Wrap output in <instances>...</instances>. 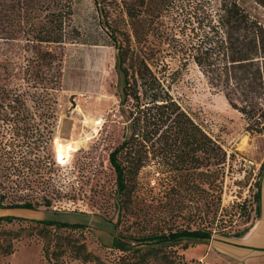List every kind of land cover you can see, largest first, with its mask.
Segmentation results:
<instances>
[{
  "label": "trees",
  "instance_id": "16d2710c",
  "mask_svg": "<svg viewBox=\"0 0 264 264\" xmlns=\"http://www.w3.org/2000/svg\"><path fill=\"white\" fill-rule=\"evenodd\" d=\"M92 2L94 14L87 30L74 25L73 0L3 4L0 39L20 44L0 52V160L18 157L20 165L28 167L25 147L33 139L26 120L28 109L43 115L57 109L67 43L107 44L115 50L116 96L124 127L108 162L115 173L119 211L126 206L141 169L149 164H155L158 176L178 183L222 173L226 162L220 144L172 95L177 71L171 70L168 61L177 60L182 68L194 63L209 86L242 115L246 130L264 133V24L249 10L264 9V0ZM50 140L49 131L40 136L45 146ZM255 186L258 213L262 180ZM0 209L9 213L0 216V264L16 251L23 236L33 234L41 240L39 264H67L68 260L81 264H203L187 260L175 247L186 250L211 240L213 250L227 253L229 247L239 246L231 239L243 237L252 225L243 234H219L214 239L207 229L134 236L117 230L119 222H115L98 228L111 238L107 255L101 258L87 249L82 238L86 224L69 222L74 214L57 212L53 219H45L30 202L9 203ZM18 213L39 217L28 222ZM15 221L31 225L27 229L6 227Z\"/></svg>",
  "mask_w": 264,
  "mask_h": 264
},
{
  "label": "rangeland",
  "instance_id": "374dc122",
  "mask_svg": "<svg viewBox=\"0 0 264 264\" xmlns=\"http://www.w3.org/2000/svg\"><path fill=\"white\" fill-rule=\"evenodd\" d=\"M11 1L0 0V12L3 4ZM72 8L74 25L81 30L91 28L92 0H73ZM249 10L264 24L263 8ZM18 44L20 41L0 39V52L4 48L17 49ZM114 55L115 50L107 44L64 45L57 109L50 115L28 109L26 120L33 137L25 147L29 151L28 167L20 165L18 157L0 160V206L30 202L45 219H53L57 212L74 214L69 222L86 224L82 238L87 249L101 258L107 255L111 238L98 228L115 222H119L117 230L134 236L184 229H207L214 239L219 234L245 233L259 216L254 193L255 183L264 176V133L246 130L242 115L230 107L221 92L209 86L192 62L182 68L177 60L167 58L171 70L177 71L171 93L225 151L222 173L175 183L158 176L155 164H149L136 177L124 209H117L115 173L108 155L122 140L124 119L118 111ZM96 121L99 128L93 132ZM48 131L51 140L45 146L40 136ZM55 142L68 147L69 157L61 162L54 152ZM72 145H77V149L73 150ZM261 200L264 212V183L260 204ZM6 214L9 213L0 209V216ZM16 216L28 222L39 217L19 213ZM30 225L15 221L6 227L27 229ZM257 227L264 229V222ZM261 241L264 239L254 236L249 243ZM40 245L36 234L23 236L4 264H39ZM210 246L211 240L194 243L186 250L179 246L175 249L187 260L203 264H264V252L232 260L214 254ZM260 247L264 248V243ZM67 264L81 263L68 260Z\"/></svg>",
  "mask_w": 264,
  "mask_h": 264
},
{
  "label": "crops",
  "instance_id": "0c3cea01",
  "mask_svg": "<svg viewBox=\"0 0 264 264\" xmlns=\"http://www.w3.org/2000/svg\"><path fill=\"white\" fill-rule=\"evenodd\" d=\"M264 176L262 178V188H263V183H264ZM260 210L258 211V218L253 222V224L251 225V227L248 229V231L245 233V235L241 238H234L231 239V241L233 243H236L237 245H241L244 246V248L247 249V251H244L243 247H239V246H232L228 248L227 253H218L214 250V254H219L221 256H226L232 260H236L235 256H240L241 254H246L249 256H254L255 253H259L261 252V249H264L263 247H260V245H262V243L264 242H258V243H249L250 240H252V238L254 236L260 237L261 239H264V229H258V224L264 222V215H263V209H262V200H261V204H260ZM209 249H211V246L209 247Z\"/></svg>",
  "mask_w": 264,
  "mask_h": 264
},
{
  "label": "bare ground",
  "instance_id": "6f19581e",
  "mask_svg": "<svg viewBox=\"0 0 264 264\" xmlns=\"http://www.w3.org/2000/svg\"><path fill=\"white\" fill-rule=\"evenodd\" d=\"M97 122L98 121H96V122L93 123V125L95 126L93 128V132H96L98 130V128H99V127L96 126V123ZM81 143L82 142H80L79 145H81ZM53 148H54V152L56 153V158L58 159L59 162H61L63 158L69 157V152L67 150V148H68L67 145L65 146V145H61L58 142H55ZM72 149L73 150H76L77 149V145L76 146L75 145L74 146L72 145Z\"/></svg>",
  "mask_w": 264,
  "mask_h": 264
}]
</instances>
